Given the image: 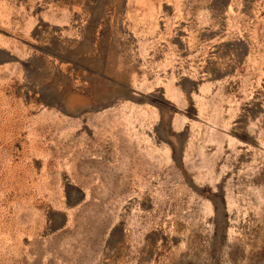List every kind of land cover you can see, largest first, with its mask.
<instances>
[{"label":"rangeland","instance_id":"374dc122","mask_svg":"<svg viewBox=\"0 0 264 264\" xmlns=\"http://www.w3.org/2000/svg\"><path fill=\"white\" fill-rule=\"evenodd\" d=\"M0 264H264V0H0Z\"/></svg>","mask_w":264,"mask_h":264}]
</instances>
